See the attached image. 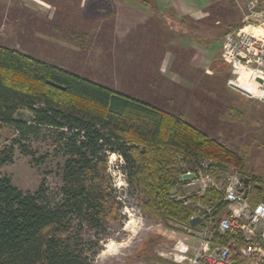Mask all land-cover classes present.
<instances>
[{"label":"trees","instance_id":"trees-1","mask_svg":"<svg viewBox=\"0 0 264 264\" xmlns=\"http://www.w3.org/2000/svg\"><path fill=\"white\" fill-rule=\"evenodd\" d=\"M21 110L28 120L17 117ZM0 126L17 133L0 148V166L13 161L14 145L32 155L22 142L43 131L52 138L54 157H63L56 191L43 181L24 191L0 174V264H93L97 241L84 239V228L104 232L123 207L107 172L111 153L123 159L128 191L165 224L187 227L194 213L169 193L182 161L212 158L214 166H236L251 177L252 202L264 203V178L247 168L246 157L180 116L3 45Z\"/></svg>","mask_w":264,"mask_h":264},{"label":"rangeland","instance_id":"rangeland-1","mask_svg":"<svg viewBox=\"0 0 264 264\" xmlns=\"http://www.w3.org/2000/svg\"><path fill=\"white\" fill-rule=\"evenodd\" d=\"M208 1L209 15L204 24L188 25L183 28L186 30L179 33L180 37L174 38L176 45H166V55H170L169 69H166L165 77L159 76L155 79L157 84L159 81L161 84H156L153 92L148 91L150 86L144 81L139 85L126 84L124 78H117L116 81L109 74L111 61L108 55L103 57V54L99 60H93L92 52H87L92 46L88 45L91 42L89 34H94L98 29L105 34L108 32V12L115 8L112 0H0V32L17 33L23 29L28 30L35 24L38 31L44 33L48 30L45 26L47 13L51 12V19L57 21L59 29L60 21L64 22L67 17L71 26H66V32L71 34L78 30L81 34L84 31L88 34L81 45L85 59L79 60V64L76 63L78 72L82 71L90 76L89 79L104 82L105 86L114 91L145 103H153L173 115L181 112L182 118L191 125L223 143L237 155H244L247 168H252L264 178V98L258 96H263L264 93H260L258 78L253 77V83L250 80L253 89L251 86L238 85L242 79L245 83L248 82L245 79L253 66L233 65L220 54L226 32L247 26L258 36H264V23L257 26L263 17L255 20L247 17L246 5L249 0ZM78 24L81 25L79 29ZM11 37L10 34L7 39ZM171 47L173 49L170 50ZM180 47L181 52L176 51ZM40 54L44 55L42 52ZM239 70L245 71L246 75ZM178 81L184 84L185 91L178 87ZM157 91L159 93H155ZM189 94L201 97L194 102L189 100ZM183 95L187 99L181 100ZM141 96L146 99L138 98ZM29 116L26 110L17 114L18 118L24 120H28ZM16 136L17 133L12 127L0 126V148L11 144ZM22 143L32 155L24 153L18 145H14L13 161L1 165L0 174L10 177L13 184L24 191L35 190L41 181L50 190L56 191L60 185L59 167L63 157H54L52 138L43 131L37 137L29 136ZM42 155L45 156L42 162L32 163V157L38 158ZM207 159L216 163L212 158ZM219 164L221 165H215L218 170L216 175H227L238 170L234 165ZM107 172L111 186L116 189L123 207L120 218L110 219L104 232L94 233L84 228V239L97 241L93 264H177L173 260L176 244L179 240L184 241L185 237L189 245L195 243V231L171 223L165 224L146 213L137 194L128 191L123 159L118 154H109ZM252 193L254 195L253 191ZM114 215L115 213H110L108 217Z\"/></svg>","mask_w":264,"mask_h":264},{"label":"crops","instance_id":"crops-1","mask_svg":"<svg viewBox=\"0 0 264 264\" xmlns=\"http://www.w3.org/2000/svg\"><path fill=\"white\" fill-rule=\"evenodd\" d=\"M30 3L34 6L36 5V3ZM112 3L115 8L108 12L109 21L106 26L108 32L105 34L98 29L94 34H89L91 42L88 45L91 46L92 44V46L90 51H86L88 53L92 52L93 60H99L103 54V57L107 54L111 61L108 67L109 74L116 81L118 80L117 78H124L126 84L133 85H139L144 81L150 86L148 91L153 92L157 84L155 79L159 76L160 78L165 77V74H167L166 69H169L170 55H166L168 52L165 49L166 45H176L175 39L180 37V32L186 30L183 28H187L188 25L204 24L206 17L209 15L207 11L209 1L112 0ZM66 21L67 17L64 22L60 21L59 29L56 24L57 21H53V18L51 19V12L47 13L45 26L48 30L46 32H39L35 24H33V27L30 26L28 30L23 29L17 33L0 32V45L43 59L79 76L88 78L90 76L82 71L78 72V69L75 68L79 64V60L85 59L81 45L84 44L85 37L88 34L86 31L81 34L78 30L71 34L66 32L67 27L71 26L70 21ZM80 26L78 24V29ZM10 34L12 37L7 39ZM171 49L173 48L171 47ZM176 51L181 52V47L176 49ZM256 69L258 67L253 65V69H251L249 76L247 75V79H245L248 80L247 83L243 79L240 80L238 75L240 80L238 85L251 86L253 89L254 86L250 84V80L252 83L254 82L252 74ZM239 71L236 72L239 73ZM242 72L246 75L245 71ZM175 75H173V78H175ZM90 80L102 85L105 84L101 81ZM159 84H161V81L157 85ZM177 85L180 88L185 87L181 81H178ZM242 90L244 91L245 89L242 87ZM159 91L155 93H159ZM152 95L156 96L154 93ZM145 96L147 97L146 93ZM258 96L264 98V95L260 96L259 94ZM198 97L201 96L189 94L190 99H188L195 102L199 99ZM138 98L146 99L144 96ZM184 99H187L185 95H183L181 100ZM148 103L158 107L153 103ZM158 108L161 109V107ZM162 110L166 109L162 108ZM176 115L182 118L181 112Z\"/></svg>","mask_w":264,"mask_h":264},{"label":"built area","instance_id":"built-area-1","mask_svg":"<svg viewBox=\"0 0 264 264\" xmlns=\"http://www.w3.org/2000/svg\"><path fill=\"white\" fill-rule=\"evenodd\" d=\"M246 10L249 19L263 17L257 26L264 23V0H249ZM245 28L248 27L223 36L221 56L233 65L257 66L252 76L260 80L257 84L263 95L264 36ZM212 163L207 158L180 163L178 178L185 173L194 176L180 179L173 194L184 205L193 206L194 213L189 220L198 216L200 221L185 227L195 231V243L189 245L187 237L179 240L173 260L177 264H264V203L252 202L250 185L243 183L238 170L216 175L218 170ZM210 190L215 191L217 197H211Z\"/></svg>","mask_w":264,"mask_h":264},{"label":"water","instance_id":"water-1","mask_svg":"<svg viewBox=\"0 0 264 264\" xmlns=\"http://www.w3.org/2000/svg\"><path fill=\"white\" fill-rule=\"evenodd\" d=\"M259 81H260V80H259ZM193 176H194L193 173H185V174H183L181 177H179L178 179H179V180H180V179H186V178H191V177H193ZM241 179H242V181H243V183H244L245 185H249V179H248V177H242ZM257 188H258V189H261L262 186L257 185ZM173 192H174V190L171 188V189L169 190V193H170L171 195H173ZM244 196H246V192L244 193ZM199 221H200V217L196 216V217H193V218H191V219L189 220V224H190L191 226H194V225H196ZM231 264H234V263H231Z\"/></svg>","mask_w":264,"mask_h":264},{"label":"flooded vegetation","instance_id":"flooded-vegetation-1","mask_svg":"<svg viewBox=\"0 0 264 264\" xmlns=\"http://www.w3.org/2000/svg\"><path fill=\"white\" fill-rule=\"evenodd\" d=\"M241 177H248V179H249V183H250V181H251V177H250L249 174H247V173H243V174H241Z\"/></svg>","mask_w":264,"mask_h":264}]
</instances>
